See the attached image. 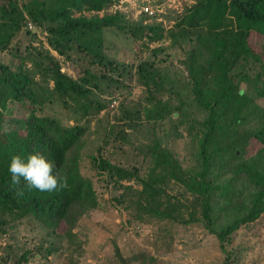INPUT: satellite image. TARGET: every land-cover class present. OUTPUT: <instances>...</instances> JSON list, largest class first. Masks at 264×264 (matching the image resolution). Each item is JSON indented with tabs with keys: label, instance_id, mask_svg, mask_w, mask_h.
Masks as SVG:
<instances>
[{
	"label": "trees",
	"instance_id": "obj_1",
	"mask_svg": "<svg viewBox=\"0 0 264 264\" xmlns=\"http://www.w3.org/2000/svg\"><path fill=\"white\" fill-rule=\"evenodd\" d=\"M115 1L0 0V51H8L17 61L0 58V231L7 232L8 227L18 226L26 219L35 228L69 236L84 216L97 207L98 186L81 171V151L88 122L106 104L96 100L79 79L100 80L96 85L104 81L124 83L126 75L130 80L134 78L128 62L118 63L105 55L104 30L117 28L134 39L152 42L168 38L184 55L181 63L187 87L205 114L197 121L201 135L199 163L185 169L175 154L162 145L156 132L145 157L164 170V180L182 184L195 199L188 205L177 196L166 194L165 199L161 198L165 188L141 178L135 167L126 169L113 163L101 147L88 154L97 178L108 174L111 180L114 173L117 179L138 178L143 183L138 218L157 212L180 223L201 221L217 236L226 260L237 262L239 252L227 249L229 242L241 226L264 214V167L254 152L264 147V104L260 101L264 98V0H194L173 28H165L160 22L129 21L121 11H106ZM28 21L36 29L47 31L49 45L73 67L75 76L62 70L49 50L35 55L21 51L20 32L37 35L27 27ZM240 32L256 34L255 43L248 45L246 40H239ZM15 37L18 44L10 47ZM167 48L163 44L147 47L152 54ZM27 58L33 68L26 64ZM159 67L150 57L136 66L139 80L146 86V102L139 110L123 111L126 117L135 114L153 121L155 128L171 114H187V103L174 87L177 83L168 85L170 75ZM37 73L44 81L51 78L56 82L52 92L41 91ZM55 100L71 111L72 123H63L45 112L48 102ZM14 103L32 108L14 116ZM34 152L54 162L53 172L67 177V189L40 192L28 188L23 177L20 185H11V157L18 154L26 159ZM239 180L249 184V205L241 216L216 229V212L233 203L241 207L246 201L242 192L237 195L234 189ZM17 191H23V195L18 196ZM172 199L179 213L168 211L167 203ZM30 255L29 249L24 250L15 263L28 261ZM107 261L162 264L144 249L125 256L118 245Z\"/></svg>",
	"mask_w": 264,
	"mask_h": 264
},
{
	"label": "rangeland",
	"instance_id": "obj_2",
	"mask_svg": "<svg viewBox=\"0 0 264 264\" xmlns=\"http://www.w3.org/2000/svg\"><path fill=\"white\" fill-rule=\"evenodd\" d=\"M193 3L194 0H116L106 11H121L129 21L142 20L144 24L160 22L165 28H173ZM146 5L152 10L151 13L143 9ZM103 12L100 11L99 14ZM31 24L32 27L27 23V27L36 31L37 35L31 37L24 31L20 32L21 51L27 55L30 52L35 55L38 51L49 50L58 59L62 70L75 76L73 67L65 63L63 57L49 45L47 31L44 28L36 29L33 22ZM103 36L107 45L105 55L118 63L128 62L134 78L130 80L126 75L124 83L104 81L96 85L94 83L100 80L79 79L89 87L96 100L106 104L88 122L81 151V171L96 182L99 203L84 216L69 236L35 228L33 224H27L26 219L18 226L8 227L7 232L0 231V264H16L17 256L26 249L31 251V255L22 264H109L107 256L114 254L115 245L121 248L125 256L142 249L147 250L156 255L162 264H264V214L257 221L241 226L229 242L227 249L239 252V260L231 263L226 260L217 236L201 221L180 223L157 212L144 213L142 218H138V200L142 197L143 189V183L138 178L117 179L116 173L111 180L107 177L108 174L97 178L96 167L88 154L101 147L113 163L126 169L135 167L141 178L165 188L166 193L162 192L161 198L165 199L166 194H169L190 205L195 196L182 184L164 180V170L156 166L150 157L146 158L145 151L153 143L156 132L162 145L175 154L185 169L194 168L199 163L201 139L197 121L205 115L194 102L192 91L187 87L185 67L181 63L184 55L178 46H173L174 42L168 38L152 42L134 39L117 28L105 29ZM256 39L257 35L253 32L239 33V40H246L248 45L255 43ZM17 44L15 37L10 47H16ZM161 44L168 48L158 54H152L147 49ZM147 57L155 60L160 69H165L170 75L166 83H177L174 87L187 103V114H171L160 121L156 128L153 121L148 122L135 114L131 118L123 114L124 109L136 111L146 102V86L140 82L136 66ZM0 58L17 63L8 51H0ZM132 62H135L134 67ZM26 64L33 68L29 58L26 59ZM166 64L170 66L163 67ZM36 80L43 87L41 91H53L56 83L53 79L44 81L37 73ZM260 101L264 104V98H260ZM11 108L14 116H20L28 113L32 106L24 108L21 104L14 103ZM45 112L56 116L63 123L73 122L71 111L57 100L48 102ZM254 152L256 160L264 167V147ZM150 174L153 178H150ZM234 189L237 195L242 192L246 201L241 207L233 203L225 210L216 212V229L241 216L249 205V184L239 180L235 182ZM174 203V199L167 203V209L176 214L179 211Z\"/></svg>",
	"mask_w": 264,
	"mask_h": 264
},
{
	"label": "clouds",
	"instance_id": "obj_3",
	"mask_svg": "<svg viewBox=\"0 0 264 264\" xmlns=\"http://www.w3.org/2000/svg\"><path fill=\"white\" fill-rule=\"evenodd\" d=\"M54 162L49 161L40 153L29 154L26 159L20 155H13L10 159L8 171L11 175L10 183L18 186L21 177L26 182L28 188H34L40 192H53L69 187L65 175L53 172ZM18 196L23 195V191H17Z\"/></svg>",
	"mask_w": 264,
	"mask_h": 264
},
{
	"label": "built area",
	"instance_id": "obj_4",
	"mask_svg": "<svg viewBox=\"0 0 264 264\" xmlns=\"http://www.w3.org/2000/svg\"><path fill=\"white\" fill-rule=\"evenodd\" d=\"M143 9H144L146 12H149V13H151V12H152V10L150 9V7H149V6H147V5H146V6H144V7H143ZM29 26H30V27H32V24H31V23H29Z\"/></svg>",
	"mask_w": 264,
	"mask_h": 264
}]
</instances>
